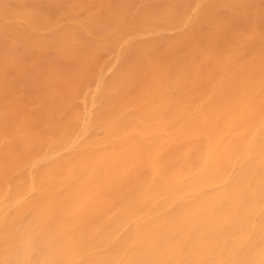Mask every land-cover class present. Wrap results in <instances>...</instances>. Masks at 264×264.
Wrapping results in <instances>:
<instances>
[{
  "label": "bare ground",
  "instance_id": "6f19581e",
  "mask_svg": "<svg viewBox=\"0 0 264 264\" xmlns=\"http://www.w3.org/2000/svg\"><path fill=\"white\" fill-rule=\"evenodd\" d=\"M0 264H264V0H0Z\"/></svg>",
  "mask_w": 264,
  "mask_h": 264
}]
</instances>
